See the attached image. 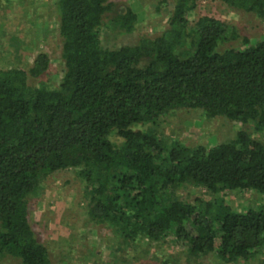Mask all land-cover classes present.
Listing matches in <instances>:
<instances>
[{"label":"trees","instance_id":"trees-1","mask_svg":"<svg viewBox=\"0 0 264 264\" xmlns=\"http://www.w3.org/2000/svg\"><path fill=\"white\" fill-rule=\"evenodd\" d=\"M197 1L174 0L160 34L107 48L99 32L112 3L54 0L58 85L28 82L47 71L45 52L26 70L0 68V262L51 264L28 222L27 198L44 176L67 168L87 185L90 221L124 241L172 235L188 256L223 264L264 252V205L238 212L221 197H171L184 185L264 195V143L240 129L229 141L188 147L132 128L188 109L264 130V40L220 49L238 32L208 15L190 26L187 12ZM219 1L264 18V0ZM136 21L126 7L110 22L130 33Z\"/></svg>","mask_w":264,"mask_h":264},{"label":"rangeland","instance_id":"rangeland-1","mask_svg":"<svg viewBox=\"0 0 264 264\" xmlns=\"http://www.w3.org/2000/svg\"><path fill=\"white\" fill-rule=\"evenodd\" d=\"M112 10L104 16L99 32L101 45L107 48L134 44L141 35L153 37L167 27L174 0H107ZM126 7L137 16L134 30L119 32L111 19ZM202 15L212 16L234 26L238 38L226 41L220 49L242 47L264 40V18L227 6L219 0H198L187 12L190 26ZM54 0H0V68L28 69L38 52H45L49 66L39 79L29 78L32 85H58L63 65L57 30ZM134 130L150 129L164 143H179L188 147H206L229 141L235 133L246 130L264 143V130L232 122L221 116L206 117L200 110H177L156 123L135 124ZM110 139L119 144L114 132ZM204 199L221 197L234 211L264 205V195L253 190H224L213 194L204 188L179 186L171 191L174 199ZM89 194L87 185L78 178L76 169L67 168L44 176L38 189L27 198L28 222L38 241L47 249L51 264H223L211 255L193 258L186 246L172 235L159 241L146 238L123 240L106 224H94L86 214ZM0 264H20L3 257ZM231 264H264V252L247 262Z\"/></svg>","mask_w":264,"mask_h":264}]
</instances>
